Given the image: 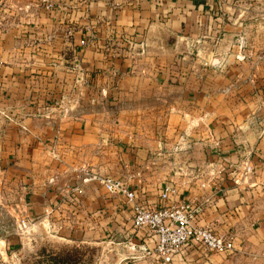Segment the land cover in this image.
<instances>
[{
	"label": "crops",
	"instance_id": "0c3cea01",
	"mask_svg": "<svg viewBox=\"0 0 264 264\" xmlns=\"http://www.w3.org/2000/svg\"><path fill=\"white\" fill-rule=\"evenodd\" d=\"M225 53V71L211 75ZM76 62L89 74L71 91ZM262 83L264 0H0V146L26 183L27 209L57 213L64 232L102 227L153 256L154 235L132 228L130 204L83 179H119L149 208L171 184L200 207L195 224L231 235L235 249L188 244L168 264H264L251 199L261 187L249 174L264 157V102L252 107Z\"/></svg>",
	"mask_w": 264,
	"mask_h": 264
},
{
	"label": "rangeland",
	"instance_id": "374dc122",
	"mask_svg": "<svg viewBox=\"0 0 264 264\" xmlns=\"http://www.w3.org/2000/svg\"><path fill=\"white\" fill-rule=\"evenodd\" d=\"M226 55V53L221 55L217 62L212 65L209 64L211 75L225 71ZM195 57L202 59L200 56ZM262 86H264L263 83ZM262 86L260 85L258 88L261 91L258 92L260 95L264 94ZM3 100L5 99L3 98ZM260 101L264 102L257 97L252 107H259ZM5 102L2 101V106H4ZM70 102L68 104L62 102L61 107L63 109L67 107L68 109L72 105V101ZM262 104L264 106V103ZM259 109H256L255 116L257 124L256 134L258 143L262 142L260 147H263L264 112L262 113ZM4 119H7L6 113L2 114L1 120L3 121ZM4 126L5 122H2L1 140L4 139L3 133L6 134L3 131ZM154 136L156 137L155 140L160 143L161 151H164L165 148L162 147V143H165L164 140L167 137L162 132L155 133ZM9 151L10 149L6 145L3 146L2 143V146H0V264H45L43 261H38L40 260L38 257L39 250L41 248L50 250L60 247H76L80 249L81 259L78 264H144L143 260H145L146 256H154L147 254L146 251L148 250L143 251L142 255L135 253L136 248L129 244L121 236L120 232H113L114 234H112V232L104 231L102 227H97L93 230V233L88 232V229L73 231V228L71 230L67 228L66 230L69 231L64 232L61 228H56V223L60 221L58 216H56L57 213H53L52 217L45 214L50 213L49 209L47 212H43V215L40 212L34 213L32 211L31 213L25 204V193L28 192L23 187L26 186V183L13 172H10L12 162ZM261 151L264 155V148H259L258 153L260 154ZM182 166L181 164H176V171L186 170V165H184L185 167ZM166 172L168 175V170ZM249 174L254 179L253 181L256 180L254 176L257 177V185L261 187L254 197L251 195V199L256 200V207L260 211L258 216L264 219V157H257L253 160ZM94 182L97 183L96 181ZM243 184L246 188L250 187V182L245 181ZM97 185L99 184L97 183Z\"/></svg>",
	"mask_w": 264,
	"mask_h": 264
},
{
	"label": "built area",
	"instance_id": "2783aa9c",
	"mask_svg": "<svg viewBox=\"0 0 264 264\" xmlns=\"http://www.w3.org/2000/svg\"><path fill=\"white\" fill-rule=\"evenodd\" d=\"M46 7H50V3H47ZM78 43L83 45L84 40L80 39ZM73 70L77 76L74 78L71 91L83 81L84 72L89 74V68L83 67L79 62L73 65ZM70 101H72L70 95H62L59 98V105L61 106L62 102L71 103ZM245 170L249 171V167L247 166ZM89 180L96 181L107 193L119 195L130 204L132 228L145 229L154 235L153 254L160 264L170 263L188 244L213 253H229L235 249L231 235L217 234L206 226L195 224L200 207L189 200L179 199L178 190L171 184H165L160 188L159 206L149 208L138 201L128 185L119 179L92 173L83 179Z\"/></svg>",
	"mask_w": 264,
	"mask_h": 264
},
{
	"label": "trees",
	"instance_id": "16d2710c",
	"mask_svg": "<svg viewBox=\"0 0 264 264\" xmlns=\"http://www.w3.org/2000/svg\"><path fill=\"white\" fill-rule=\"evenodd\" d=\"M80 249L76 247H60L46 250L41 248L38 257L45 264H78L81 259ZM36 261V262H38Z\"/></svg>",
	"mask_w": 264,
	"mask_h": 264
}]
</instances>
